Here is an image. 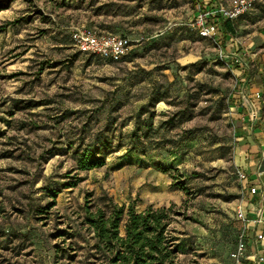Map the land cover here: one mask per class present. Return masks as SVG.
I'll return each instance as SVG.
<instances>
[{"label":"rangeland","instance_id":"rangeland-1","mask_svg":"<svg viewBox=\"0 0 264 264\" xmlns=\"http://www.w3.org/2000/svg\"><path fill=\"white\" fill-rule=\"evenodd\" d=\"M201 7L192 0H0V264H97L81 225L88 198L137 211L175 204L179 263L233 264L243 229L236 210L246 195L237 134L243 119L264 129V0L234 21L233 34L219 24L215 38L196 34ZM84 27L130 38L126 57L109 63L79 53L70 34ZM154 89L165 95L155 130L140 154H126L130 116ZM177 112L173 127L161 126ZM108 117L122 147L106 166L76 171L85 122L91 118L89 138ZM186 129L192 139L175 145ZM53 147L63 152L46 160ZM67 174L80 182L60 188L44 209L53 199L41 187L68 182Z\"/></svg>","mask_w":264,"mask_h":264},{"label":"trees","instance_id":"trees-1","mask_svg":"<svg viewBox=\"0 0 264 264\" xmlns=\"http://www.w3.org/2000/svg\"><path fill=\"white\" fill-rule=\"evenodd\" d=\"M192 3L199 4L200 0H192ZM216 3L217 0H210L208 5L214 7ZM244 15L245 14L239 16L235 20H222V29H224L226 33L233 34L234 21ZM4 30L5 28L0 27V33ZM95 32L98 34L112 33L108 31ZM71 34L70 41L73 45ZM196 34L198 37H201L197 30ZM119 36L126 37L124 35ZM89 57L99 58L109 63H117L125 58L126 55L118 61L104 60L93 54H89ZM45 65L46 63H42L39 71H42ZM164 100V93L158 92L154 89L149 94L147 102L141 105L134 115L130 116V121H132L133 126L130 132H128L127 147L125 150L126 154L141 153V149L155 130V119L158 116L156 106ZM178 115V112L173 114L168 119L164 120L161 123V126L166 127L170 125V127H173V125H175L174 120H176ZM90 119L91 118H89V122ZM115 121V118L112 119L111 117H108L105 124L91 134L89 138H86L84 134L85 127L89 126V122H85L84 129L78 136L77 145L74 150V154L77 155L75 164L76 171L86 172L106 166L108 157L122 147L121 143L123 137L121 135L116 137L113 133ZM193 134V129H186L181 132L176 140L171 141L175 145H180L185 141L191 140ZM73 145L75 144L71 141L67 146V149H71ZM50 150L51 151H49L46 160L63 152L62 148L56 147H53ZM126 154H123L122 156L124 157ZM64 177L67 179L70 178L71 180L64 182L63 184L47 181L45 185L41 187V189L46 192L47 196L53 199L52 202L47 203L44 209H48L55 205V199L60 193V188H73L80 182V178L77 176L72 177L67 174ZM174 186H178L184 191L187 190L183 183H176ZM241 187L243 189V186ZM92 195V193H88L87 197H92ZM175 207V204H172L169 207H153L152 205H149L143 210L137 211L133 204H118L110 198L102 204H92L91 199L88 198L83 206L84 216L81 225L89 232L94 240L90 251H93L96 260H98L95 263L180 264V243L172 230L173 221L175 217L179 215L175 210ZM41 213L47 212L41 211ZM187 219L198 223L197 219L191 217ZM58 235L65 236L62 232ZM75 237L76 235L74 233L69 234V238ZM1 245L2 242L0 243V247Z\"/></svg>","mask_w":264,"mask_h":264},{"label":"built area","instance_id":"built-area-1","mask_svg":"<svg viewBox=\"0 0 264 264\" xmlns=\"http://www.w3.org/2000/svg\"><path fill=\"white\" fill-rule=\"evenodd\" d=\"M258 0H229L228 4H216L214 7L203 6L195 15L194 27L201 37L215 38L222 20H235L239 16L254 8ZM73 46L82 54H93L104 60L118 61L127 55L131 46L128 37L112 33L98 34L90 28H80L71 34ZM256 97L260 94L256 92ZM237 175L246 192L254 195L258 192L256 185L248 182L246 173L238 169ZM245 193V192H244ZM236 218L241 222L243 229L239 234L236 247L231 253L233 264H245L248 258V232L250 226L255 228L254 239L257 244L264 245V217L261 212L250 218L245 209L240 205L236 210ZM256 264L264 262V255L258 253L252 256Z\"/></svg>","mask_w":264,"mask_h":264},{"label":"crops","instance_id":"crops-1","mask_svg":"<svg viewBox=\"0 0 264 264\" xmlns=\"http://www.w3.org/2000/svg\"><path fill=\"white\" fill-rule=\"evenodd\" d=\"M209 1L200 0V3L203 6H209ZM237 136L239 149L235 157L236 165L246 173L248 182L258 187V192L254 195L248 192L245 193L241 206L250 218H254L260 212L264 217V129L253 128L248 119H243ZM254 232L255 228L250 226L248 232V258L245 264H256L252 260V256L258 253L264 255V245L255 242Z\"/></svg>","mask_w":264,"mask_h":264}]
</instances>
